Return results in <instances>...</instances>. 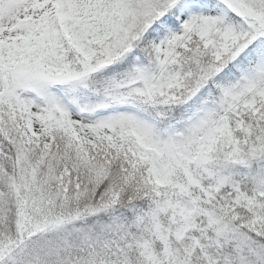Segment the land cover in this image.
Instances as JSON below:
<instances>
[{
	"label": "snow or ice",
	"instance_id": "snow-or-ice-1",
	"mask_svg": "<svg viewBox=\"0 0 264 264\" xmlns=\"http://www.w3.org/2000/svg\"><path fill=\"white\" fill-rule=\"evenodd\" d=\"M0 264H264V0H0Z\"/></svg>",
	"mask_w": 264,
	"mask_h": 264
}]
</instances>
